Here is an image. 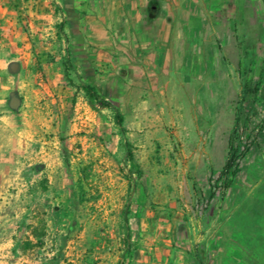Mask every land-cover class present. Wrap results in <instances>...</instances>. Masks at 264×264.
<instances>
[{"label":"rangeland","instance_id":"rangeland-1","mask_svg":"<svg viewBox=\"0 0 264 264\" xmlns=\"http://www.w3.org/2000/svg\"><path fill=\"white\" fill-rule=\"evenodd\" d=\"M142 19L148 43L76 71L123 132L75 78L35 118L0 107V264H264V0H152ZM234 125L250 146L222 188Z\"/></svg>","mask_w":264,"mask_h":264},{"label":"crops","instance_id":"crops-1","mask_svg":"<svg viewBox=\"0 0 264 264\" xmlns=\"http://www.w3.org/2000/svg\"><path fill=\"white\" fill-rule=\"evenodd\" d=\"M150 1L0 0V107L27 121L37 116L41 97L70 100L75 87L63 74L64 51L78 73L90 69L92 58L106 60L124 47L133 52L149 42L139 23Z\"/></svg>","mask_w":264,"mask_h":264},{"label":"trees","instance_id":"trees-1","mask_svg":"<svg viewBox=\"0 0 264 264\" xmlns=\"http://www.w3.org/2000/svg\"><path fill=\"white\" fill-rule=\"evenodd\" d=\"M65 22L61 21L58 25V30L61 31ZM62 70L65 79L69 82L70 85L76 88V85L74 84L73 79L75 78L77 80V86L79 90H81L83 97L86 99V101L89 104H96L97 106L101 108H110L113 113V120L117 124L118 129L120 132H123L122 127L120 126L122 122V115L118 111V109L111 103L110 100L106 99L102 94L98 93L94 85L90 83H83L80 81V78L76 71L74 70V67L70 61L69 53L65 50L64 55L62 56L61 60ZM258 88V82H255L253 86L248 91L252 94H255ZM247 89V88H246ZM251 90V91H250ZM235 124V123H234ZM236 127L235 125L231 129V133L228 134L227 137V152L226 156L224 158V161L221 165L220 170L217 173V178L221 179V185L222 188H226L229 181L230 176L234 175L236 171L238 170V165L243 158L245 152L247 151L248 147L250 146L247 144L246 146L241 147V149H238L237 145H234V136ZM127 157L130 161V168H134L135 164L132 161L131 153L127 151ZM125 222V219H124Z\"/></svg>","mask_w":264,"mask_h":264},{"label":"water","instance_id":"water-1","mask_svg":"<svg viewBox=\"0 0 264 264\" xmlns=\"http://www.w3.org/2000/svg\"><path fill=\"white\" fill-rule=\"evenodd\" d=\"M9 106L11 108H15L17 106V99L15 97H11L9 100Z\"/></svg>","mask_w":264,"mask_h":264}]
</instances>
